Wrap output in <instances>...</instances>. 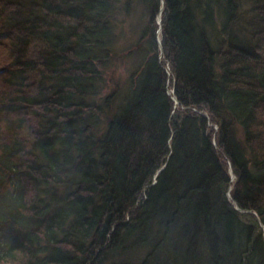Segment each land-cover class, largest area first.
I'll return each mask as SVG.
<instances>
[{
  "label": "trees",
  "instance_id": "16d2710c",
  "mask_svg": "<svg viewBox=\"0 0 264 264\" xmlns=\"http://www.w3.org/2000/svg\"><path fill=\"white\" fill-rule=\"evenodd\" d=\"M139 1L0 0V264H264V0Z\"/></svg>",
  "mask_w": 264,
  "mask_h": 264
},
{
  "label": "rangeland",
  "instance_id": "374dc122",
  "mask_svg": "<svg viewBox=\"0 0 264 264\" xmlns=\"http://www.w3.org/2000/svg\"><path fill=\"white\" fill-rule=\"evenodd\" d=\"M124 1H127V0H124ZM130 1H132L133 3H136V6L138 9H141L144 6V2L140 3L139 0H130ZM154 4H156V1ZM141 5H142V7H141ZM251 5H252L251 0H241V6L243 7V10H241V16H243V17H242V20L240 22H243V19H245V21L250 19L249 12L251 9ZM154 8H155V5H154ZM255 13H258V12L255 10L254 14ZM154 14H155V11H154V9H152V11L150 12L149 17H148V22H150V20H152ZM158 21H159V23H162L161 14L158 15ZM124 25H125L124 27H127L128 23L126 22ZM128 28H129V26H128ZM138 31H139V29H138ZM138 38H139V36H138L137 31L133 32V33L129 32L125 37H123V39L119 43V46H118L119 53L117 54L118 56L113 61V68L110 69V72H108V74H107V76L110 77V81H112L111 82L112 86L117 85L114 83H118L119 87L126 86L125 84H126V82H128L127 79L129 77H131L130 76L131 72H133V70H135L136 63H137L136 58L135 57L134 58H128L127 56H126V58H124V53L126 54L128 51H130L136 45ZM0 69H1V66H0ZM170 92L174 93V89H172V87L170 88ZM174 99L178 103V99L176 96L174 97ZM178 108H179V106H178ZM231 173H232V178H234L233 180H236V177H235L233 170L231 171ZM237 208L240 209L238 206H237Z\"/></svg>",
  "mask_w": 264,
  "mask_h": 264
}]
</instances>
